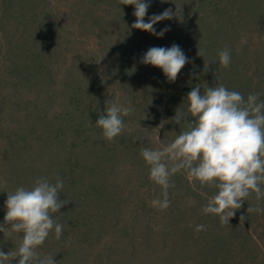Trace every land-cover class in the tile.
<instances>
[{
	"label": "rangeland",
	"instance_id": "374dc122",
	"mask_svg": "<svg viewBox=\"0 0 264 264\" xmlns=\"http://www.w3.org/2000/svg\"><path fill=\"white\" fill-rule=\"evenodd\" d=\"M145 2V22L166 9L177 11L154 25L157 33L169 29L163 37L132 29L134 6L119 0H0V225L6 192L38 177L69 180L71 167L90 171L64 183L71 202L55 214L63 233L48 242L63 250V259L51 249L45 253L59 264H209L207 255L194 259L199 247L190 245L192 234L208 238V231L190 227L208 221L201 211L206 195L185 174H176L170 207L157 210L151 201L161 189L149 180L140 148L167 142L185 127L173 120L177 107H167L175 88L189 93L199 85L203 92L241 79L240 93H257L264 101V0ZM173 44L189 63L169 83L161 69L141 60L149 48ZM225 47L231 51L227 68L217 62ZM107 100L131 101L134 109L110 142L95 126ZM90 187L83 211L79 194ZM144 198L149 205L141 203ZM80 213L91 215L93 240L84 241ZM244 227L264 256V213L245 214ZM14 245V237L0 233V250L7 253Z\"/></svg>",
	"mask_w": 264,
	"mask_h": 264
},
{
	"label": "clouds",
	"instance_id": "9594fccd",
	"mask_svg": "<svg viewBox=\"0 0 264 264\" xmlns=\"http://www.w3.org/2000/svg\"><path fill=\"white\" fill-rule=\"evenodd\" d=\"M119 2L134 6L136 19L132 29L157 37H163L169 29L157 33L154 25L177 15V11L166 9L145 22L150 3L145 0ZM197 54L203 57V49H198ZM217 62L227 68L231 63L230 49L219 50ZM141 63L161 69L171 83L189 61L183 50L173 44L168 48H149ZM208 70V65H204L205 74ZM182 104L184 110L176 112L173 120L183 121V130L167 142L158 137V146L140 148L139 155L148 168L149 180L161 189L152 205L160 211L170 207L168 190L175 187L172 177L185 174L194 188L199 185L215 189L201 208L205 215L218 216L222 223L229 225L230 218L249 198H254L256 205L248 204L247 213H264V207L259 206L264 201V101L259 99V94L250 93L245 97L222 83L207 86L201 92L197 85ZM133 111L131 101L124 104L107 100L104 113L95 123L102 130L103 139L110 142L121 135L126 127L124 118ZM63 188L64 181L59 176L38 177L28 187L21 185L6 192L0 233L14 237L15 245L7 253L0 250V264H59L55 256L41 254L38 249L50 234L56 240L61 239L64 224L55 214H62L60 210L71 202L60 198ZM193 230L200 233L207 229L206 225L198 224ZM70 243L67 241L66 246Z\"/></svg>",
	"mask_w": 264,
	"mask_h": 264
},
{
	"label": "trees",
	"instance_id": "16d2710c",
	"mask_svg": "<svg viewBox=\"0 0 264 264\" xmlns=\"http://www.w3.org/2000/svg\"><path fill=\"white\" fill-rule=\"evenodd\" d=\"M201 49V48H200ZM208 52L211 51V48L207 50ZM230 90L240 91L242 88V82L241 79H232L230 80V83L226 86ZM187 91H180L178 89H174L172 92H170L168 98H167V107L172 106L177 107V110L183 111V99L187 96ZM247 97V96H245ZM182 99V101H181ZM166 110V108L164 107ZM187 119H191L190 117ZM102 158L99 157L97 159ZM71 171L68 173L69 180H64V183L67 181L71 182L73 180H77L79 178H86L89 175H86V173L90 174V171L85 172L86 168H76L71 167ZM69 169V170H70ZM93 187L98 188L96 186L97 184L93 183L91 184ZM194 188V186H192ZM199 191H201L204 195H206V200L209 196L213 195L215 192V189L212 188H203L198 187L195 188ZM84 193L79 194V199H81V210L85 211L86 207L88 206V203L85 201V199L88 197V195H91L92 193V187L84 189ZM66 195H70L69 187L63 188L61 191V198L67 199ZM103 196L102 192H99V197ZM200 198L199 196H197ZM141 203L143 205H149L148 200L145 198L142 199ZM248 204H252L253 206L256 205V202L254 198H249L241 207V209L237 210L235 215L230 218L229 225L228 223L224 222L222 223L218 216L214 215H206L205 217L208 219V221L205 223L206 225V231H208V238L207 237H200L197 235H193L191 237V247L198 246V251L193 252L194 259L198 255H207V261L209 264H264V256H261L254 247L252 246V234L245 231L244 222H245V214H247V207ZM261 206L264 207V201H261ZM241 215H244L243 218L240 219ZM91 215L86 213H80L77 218L79 221L85 223L86 230L83 232L82 236H84V241L93 240V229L94 226H90ZM101 221L98 219L97 222ZM120 223V219L117 218L115 220V225H118ZM224 224V225H223ZM75 225V224H74ZM122 228H126L124 224H122ZM194 229V226H192ZM232 228L231 231L225 232V229ZM65 231L67 232V229L65 228ZM219 231V233H218ZM243 231V233H242ZM248 231V229H247ZM53 239L52 234L46 239L44 242V245L38 249V251L41 254H45L50 249L53 250L57 258L63 259L64 254L62 249H58L54 244L53 247L49 246V241ZM59 241V240H57ZM81 241V242H84ZM199 264H207L203 263L202 261L199 262Z\"/></svg>",
	"mask_w": 264,
	"mask_h": 264
}]
</instances>
